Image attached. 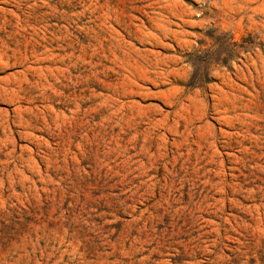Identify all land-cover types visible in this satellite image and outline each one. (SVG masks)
Instances as JSON below:
<instances>
[{
  "label": "rangeland",
  "instance_id": "1",
  "mask_svg": "<svg viewBox=\"0 0 264 264\" xmlns=\"http://www.w3.org/2000/svg\"><path fill=\"white\" fill-rule=\"evenodd\" d=\"M0 264H264V0H0Z\"/></svg>",
  "mask_w": 264,
  "mask_h": 264
}]
</instances>
